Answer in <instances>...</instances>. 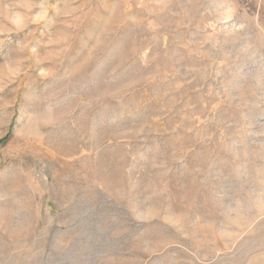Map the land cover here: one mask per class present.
Segmentation results:
<instances>
[{"label": "rangeland", "instance_id": "1", "mask_svg": "<svg viewBox=\"0 0 264 264\" xmlns=\"http://www.w3.org/2000/svg\"><path fill=\"white\" fill-rule=\"evenodd\" d=\"M0 264H264V0H0Z\"/></svg>", "mask_w": 264, "mask_h": 264}]
</instances>
